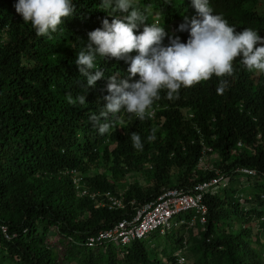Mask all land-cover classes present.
<instances>
[{"label": "trees", "instance_id": "obj_1", "mask_svg": "<svg viewBox=\"0 0 264 264\" xmlns=\"http://www.w3.org/2000/svg\"><path fill=\"white\" fill-rule=\"evenodd\" d=\"M15 2L0 0V264H149L145 240L121 248L123 263L115 247L89 249L87 242L131 218L135 210L129 202L144 204L156 200L163 189H187L218 175L230 183L215 196L204 197L208 210L200 237L203 249L206 253L211 249L218 264H262L264 254L246 248L252 243L253 226L244 225H251L254 217L264 234V210H259L264 206V83H251L246 73L234 70L230 77L213 76L182 87L171 100L161 91L153 103V118L122 114L112 131L102 136L89 114L104 106L107 77L127 78L128 64L98 57L105 77L95 87H86L75 59L89 43L88 32L100 28L103 19L111 22L122 14L110 15L100 0H73L75 10L85 15L83 21L67 20L49 38L37 36L30 24L23 23ZM176 2H140L159 15L168 34L166 45L170 37L178 36L181 42L188 38L178 30ZM256 3L247 0L244 7L251 10ZM221 80L227 81L223 93L217 91ZM79 95L85 97L84 105L79 104ZM134 133L141 137L142 150L133 146ZM153 133L155 139H148ZM141 156L154 159L157 173L151 186L131 190L126 210L95 208L89 196H77L75 174L81 191L98 194L100 201L107 192L115 194L114 184L104 175L87 174L103 164L105 169L114 165L124 176ZM204 156L216 157L213 171L196 170ZM171 167L185 169L184 174H175L174 185H168L169 176L164 174ZM237 169L255 175H242ZM79 211H89V218L82 220ZM238 221L243 226L235 230ZM193 229L182 226L163 237ZM177 241L183 254L185 242L181 237ZM257 245L264 252V243ZM178 260L170 262L179 264Z\"/></svg>", "mask_w": 264, "mask_h": 264}, {"label": "clouds", "instance_id": "obj_2", "mask_svg": "<svg viewBox=\"0 0 264 264\" xmlns=\"http://www.w3.org/2000/svg\"><path fill=\"white\" fill-rule=\"evenodd\" d=\"M246 1L177 0L178 30L188 38L181 42L178 36L170 37L166 45L168 34L159 15L141 0H100L103 9L110 15L122 14L121 19H103L100 28L87 33L89 43L75 59L80 77L86 87H95L105 77L98 57L124 60L128 68L125 79L116 74L107 77L104 106L99 113L89 114L98 134H109L122 114L153 118V103L161 91L171 100L182 87L213 76L230 77L234 70L246 73L251 83H264V0H257L251 10L244 7ZM13 7L41 37L51 38L67 20L82 22L85 16L75 10L73 0H16ZM133 52L136 55H130ZM226 86L227 81L221 80L217 91L223 93ZM78 102L84 105L85 97L79 95ZM148 139L154 140L155 134ZM132 141L134 148L142 150L138 134L132 135Z\"/></svg>", "mask_w": 264, "mask_h": 264}, {"label": "built area", "instance_id": "obj_3", "mask_svg": "<svg viewBox=\"0 0 264 264\" xmlns=\"http://www.w3.org/2000/svg\"><path fill=\"white\" fill-rule=\"evenodd\" d=\"M236 172L242 175H255L254 171L244 169H237ZM229 183V179L218 175L187 189L178 187L163 189L156 200L144 204L137 205L133 200L128 204L134 207L135 214L129 219L120 221L112 229L90 238L87 247L89 249L109 245L116 247L118 243L121 248H128L132 243L145 240L153 234L165 236L182 226L188 228L205 226L208 209L204 204V197L215 196ZM81 192L97 202L98 194H87L85 190ZM101 198L105 202L104 205L108 206L110 210L123 211L127 209L128 204L110 192L103 194ZM3 232L5 233L6 230L3 229ZM182 255L181 252L177 255L179 264L185 263V257Z\"/></svg>", "mask_w": 264, "mask_h": 264}, {"label": "rangeland", "instance_id": "obj_4", "mask_svg": "<svg viewBox=\"0 0 264 264\" xmlns=\"http://www.w3.org/2000/svg\"><path fill=\"white\" fill-rule=\"evenodd\" d=\"M214 156H204L202 158V161L197 166L196 170H199L200 172L207 173L209 171H213V163L215 162ZM159 162V161H158ZM133 169L125 173L123 176L120 172H117L114 170L115 166L113 165L111 168H104L103 164L100 165L98 169H94L93 171L89 172L87 174V177L93 176L94 174L97 175H104L106 179L111 181L114 184V190L116 196L119 197L125 204H127V200L129 197V194L134 187L143 188L145 186H151V183L153 179L155 178L157 173V170H154V159L150 158V156H141L139 157L138 161L136 163H133ZM125 164H122V168H125ZM162 166V165H160ZM185 169H178V168H168L165 170L167 173H164L165 176H169L168 185H174L175 181L174 176L177 172L182 171L184 174ZM75 190L77 191L78 197H85V195L82 194L81 188L82 185H79V177L78 173L75 174ZM240 180L244 181L240 177ZM243 185H241L242 187ZM244 190H250V188H245ZM102 196V195H101ZM100 196V198H101ZM104 200L101 199L100 201L93 202V205L95 208L99 205V207L104 205ZM248 207V206H247ZM257 206H255L256 208ZM259 210H264V206ZM89 211H84L82 213L79 211V213H82L79 217L82 220H85L89 218L90 214ZM243 226L241 221H238L235 225V230H239ZM246 227L253 226L252 235L250 237L251 242L247 244V240L243 239L242 242H245L246 248L248 249H254V251L258 252L259 254L263 253L262 247L260 245L256 246V242L259 241L260 243H264V234L262 233V230L260 229V226L258 224V220L253 217L251 225H244ZM188 227H186L187 229ZM205 231L204 226H198L193 230H188V232L182 231L178 236H174V238H166L163 236H159L157 234H153L149 236L147 239H145L144 243L148 244V253L147 256V262L149 264H154L156 261H159L160 264H171V260L173 258H177V255L180 254L181 251H178L177 248L180 247L178 243V238H182L186 245L184 247V250L182 251L184 256H186V264H218L214 262V257L211 254V249L206 253L203 249V246L201 244V235ZM53 234V233H52ZM55 236V234H53ZM52 239V238H51ZM250 241V240H249ZM120 245L117 243L115 247V252L118 256L119 263H123V256L125 255V252L120 249ZM105 252V250L101 251ZM76 264V263H74ZM103 264V263H102ZM105 264V263H104ZM262 264H264V258L262 260Z\"/></svg>", "mask_w": 264, "mask_h": 264}, {"label": "crops", "instance_id": "obj_5", "mask_svg": "<svg viewBox=\"0 0 264 264\" xmlns=\"http://www.w3.org/2000/svg\"><path fill=\"white\" fill-rule=\"evenodd\" d=\"M121 249V248H120ZM123 249V248H122Z\"/></svg>", "mask_w": 264, "mask_h": 264}]
</instances>
